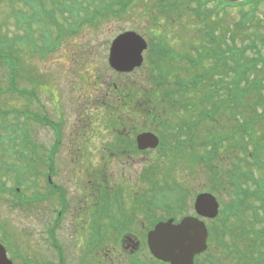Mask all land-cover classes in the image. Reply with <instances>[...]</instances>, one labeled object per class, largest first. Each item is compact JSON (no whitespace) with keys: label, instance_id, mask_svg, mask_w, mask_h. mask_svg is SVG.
I'll return each instance as SVG.
<instances>
[{"label":"rangeland","instance_id":"obj_1","mask_svg":"<svg viewBox=\"0 0 264 264\" xmlns=\"http://www.w3.org/2000/svg\"><path fill=\"white\" fill-rule=\"evenodd\" d=\"M78 2L80 4L77 7L82 11L77 13L76 9L71 11L68 0H0V35L5 37L6 41L19 39L7 56L10 58L9 53L14 49L24 64V71L15 77L16 89L28 94L23 98L15 90H11L9 70L17 67V63L15 61L10 64V59L4 61V54L0 59V112L8 114L9 111H14V115L13 113L5 115L4 122L0 117V124L7 127L8 134L16 126L15 129L18 130L16 141L22 136L25 139L22 143L27 149L22 151L37 157L40 161L36 166L38 178L33 180L32 176L27 175L26 182L34 183L31 186H21L22 193L19 190V196L12 193L13 187L16 186L13 173L0 175L5 184L3 191L0 192V243L4 245L13 264H37L38 259H47L44 256L43 230L50 219L47 221L49 215H45L44 210L50 212L52 208L50 200L55 202L57 196L49 193L46 188L48 184L44 172L48 170L46 165L49 162L46 163L45 157L42 156L43 150L57 149L51 163L55 174L52 182L56 187L62 188L66 196L75 200H78L79 181L76 157L85 150L86 143L83 145L82 142L86 140L91 141L86 148L90 150L91 164H101L102 167L98 166L95 170L101 177L108 179V188L117 190L113 198L160 200L164 210L167 208L177 214L176 223L179 222V217L192 214V203L200 193L212 194L222 203L221 208L231 198L230 190L223 189L224 184L217 189L221 178L215 180L218 183L214 185L215 191H212L207 171H203L205 169L202 166L193 162L194 155L190 154L192 151L194 153L199 151L206 156L204 147L208 136H204L202 138L204 140H196L197 135H203V128L183 132L186 122L182 124L181 121L190 123L188 121L190 118L184 117L187 112L180 110V106L170 109V103L168 105L160 103L169 107L162 115L167 126L153 129L155 135H158L156 138L162 142L158 141V149L145 154L136 151L133 140L135 136L133 137L131 129H123L125 134L123 138H119L122 128L121 131H115L110 123L109 115L114 109L111 105H115L117 97L123 94L126 96L130 89L149 92L154 88L149 81L148 73L154 56L163 44L168 45L176 54L189 53L191 42L199 46L205 44L208 41L207 37L211 36L206 34L211 33L212 39L216 38L217 41L229 44L238 65L256 61L255 69L250 70L245 79L247 83L254 82V86L259 89L254 88L253 91L247 92L243 100L247 103L254 101L250 106L252 112L242 113L247 120H256L255 122L259 123L257 131L264 130V0L260 1L258 9L252 13L250 7L212 11L205 18H210L209 23L213 24L216 35L214 38L213 32L202 28L200 20L205 19L203 18L205 12L202 9L201 12H195V2L188 7L185 5L187 2L181 0L176 2L135 0L120 17H114L111 13L105 16L101 11L92 10L97 3L86 4L83 0ZM63 3L65 9L61 8ZM206 8L209 12L212 5L209 4ZM86 10L92 11L84 18ZM247 15L251 18L248 27L241 24ZM127 32H133L147 42V50L143 53L144 62L132 73L116 74L107 64L109 48L118 35ZM26 43H33L37 50L33 51L32 46ZM38 115L58 127V142L53 134L57 131L56 127L52 126L51 130L47 126H41ZM140 121L146 124L143 127L149 124L146 118L138 119L135 124L136 132L140 131L138 127L142 125ZM3 127H0V136L6 135ZM89 132L98 134V138L93 140ZM259 138V144L264 145V135L261 134ZM30 142L33 144L30 145ZM7 143L6 140L4 147L0 146V156L6 149H10V143ZM221 148L225 149L222 150L224 153L230 152L224 146ZM252 148L255 149L254 146ZM77 149L79 153L76 155ZM206 152L209 151L206 149ZM234 153L236 156H242L239 146ZM233 156L234 154L225 157L227 164L221 166L226 168L228 163L234 160ZM88 158L89 156L84 157L86 161ZM14 159L13 155L9 154L3 158L5 165L15 164L17 161ZM243 168L254 172L248 165H244ZM91 169L94 170V166H91ZM257 173L254 172V177H261ZM249 177L248 180L254 181L252 176ZM225 182L226 180H223V183ZM166 186L171 190H167ZM107 187L103 185L100 187L101 191L104 192ZM93 193L95 200H99L97 192L93 190ZM33 194L36 197H33ZM106 197L111 199L110 192ZM27 199L37 201L28 206ZM18 200H24V205H20ZM40 200H48V204L43 205L44 202L40 203ZM260 207L261 204L258 203L256 209ZM164 210L151 214V217L154 215L155 218H163ZM144 212L140 210L133 213L137 221L133 224L136 230L138 227L141 228L139 221L144 219ZM112 215L117 213L109 211L101 217L100 223L108 225L107 217ZM217 216L213 223L206 224L210 231L208 249L198 258L196 264H212V261L216 264H235L232 255L222 247L224 243L234 244L239 248V252H245L243 249L246 244L241 240H230L229 237L221 238L220 235L213 234L218 226V219L221 218ZM71 217L72 215L67 216L62 229L57 232V238L65 251L63 264H78L80 258L82 259L81 254L86 250L81 247L87 243V237L77 234L73 223L72 226L69 225ZM175 222L173 220L172 223ZM247 223V220L244 221V225L249 226ZM147 227L148 224L141 228L142 234L138 235L142 242L145 241L143 233L146 234ZM230 227L237 230L238 225L235 223ZM238 229L246 232L244 228ZM94 239V244L98 239L99 242L103 241L106 250L115 248L104 256L103 244H96L101 253L95 254V262L100 261L103 264L126 262V258L123 260L122 250L115 243L119 236L95 235ZM75 244L77 246L80 244V247ZM138 255L139 259L147 257V253ZM55 260L53 257L50 262L57 264Z\"/></svg>","mask_w":264,"mask_h":264},{"label":"trees","instance_id":"obj_2","mask_svg":"<svg viewBox=\"0 0 264 264\" xmlns=\"http://www.w3.org/2000/svg\"><path fill=\"white\" fill-rule=\"evenodd\" d=\"M68 1L70 2L69 8L71 11L73 9H76L77 13L82 11V9L77 7L80 4L78 0ZM83 1L86 4L97 3L92 10H98L97 12L101 11L105 16L111 13L114 17H120V15L125 12V9L135 0ZM142 1L143 0H141V2ZM163 1L169 2L170 0ZM173 1L176 2V0ZM181 1H186L187 3H184H186L185 5H188V7L195 2L194 11L199 12L202 9L205 12L203 18L209 16L212 11H215L212 8L211 11L208 12L206 8L207 5H212V0ZM260 1L261 0L249 1L250 5H252L250 7L251 13L258 9L257 6ZM220 5H224L223 7H234L233 5L221 2ZM61 6V8L65 9L64 3L61 4ZM240 7L243 9L242 7H244V5H240L239 8ZM91 11L86 10L84 12V18ZM200 21L203 24L202 28L213 32L214 38L216 35H214L215 30H213V24L209 23L210 18L201 19ZM249 23H251V18L247 15L244 20L241 21V24L248 27L250 25ZM214 28H216V26H214ZM206 35L212 36L211 33ZM211 36H208V41L200 46L191 42L189 44L190 52L184 54H176L168 45L163 44V47L159 49L157 51L158 53L154 56V60L151 63L152 66L148 73L149 81L154 88L149 92H147V90H143L142 92H139V90H128L127 95L123 97V104L121 101H116L115 105H111L114 109L109 116H147L151 125L166 127L167 122L164 121L162 115L164 112H167L169 107L160 103H165L167 105L170 103V109L180 106V110L187 112L184 117L190 118L188 119L190 123L181 121L182 124L186 122V128L183 132H190L192 129L199 130L203 128V135H197L196 140L200 141L204 136H208L206 140L210 144L208 146L211 148L214 155H216L212 158L217 159L218 157L221 158L230 155L232 154L233 147L236 148L239 146L242 155L241 159L244 163L247 160H253L250 165L255 168L256 172H258L257 174L261 175V177L255 178L257 187L254 192V197L256 200H260L259 202L262 204L261 208H263L264 145L259 144V137L261 134L264 135V130L257 131V124L259 123H256V120H247L242 113L243 111L252 112L250 106L253 100H251L250 103L243 100V98L247 96V92H249V90L253 91L254 88L259 89L254 86V82L247 83L245 79L249 71L255 69L256 61L242 66L238 65L234 57V52L231 51L229 44H227V42L222 43V41H217L216 38L212 39ZM17 42H19V39L6 41L5 37L0 35V59H2V56L5 54L4 61L10 59V64L16 61L17 67H12L9 70L12 76H10L9 86L12 87L11 90H15L17 94L24 98L28 94L24 91H18L15 85V77L19 75L20 72L24 71V64L20 56L16 55L14 49L12 50L13 52L9 53L11 57L8 58L7 56V53L10 49L14 48ZM26 44L31 45L33 51L37 50L33 46V43ZM204 48L206 50H204ZM203 88L209 89V91H204ZM12 113L14 115V111H9L8 114L0 112V117L3 118L2 122H4L5 115H11ZM260 114L261 113L258 115L261 116ZM34 117H36V115H34ZM39 119V123H47L45 118L43 119L39 116ZM112 125L114 126L115 124L112 123ZM0 127L3 126L0 124ZM15 128L17 127L15 126ZM15 128L9 134L7 133V127L2 128L5 129L6 135L0 136V146L4 147V143H6L7 140L11 147L10 149H6V151H4L5 153L0 156V175L5 176V174L13 173L16 186L13 187L12 193L15 196H19L18 192L19 190L21 192V186H31L34 183V181L32 183L26 182L27 175L29 177L32 176L33 180L38 178L39 174L36 166L40 164V161L37 160V157H32L30 154H25L22 151L27 149L22 143L25 139L23 136L21 138L17 137L18 141H16L18 130ZM32 144L33 143L30 142V145ZM222 146L226 147L230 152L224 153L222 150L225 149L221 148ZM253 146L255 149L252 148ZM36 148L38 147L36 146ZM11 149L13 150L11 151ZM8 154L13 155V159L15 157L14 161H17L15 164L5 165L6 162L3 158L7 157ZM190 154L194 155L193 162L197 165H201L202 163L203 165L209 164V162L202 160L203 156H201L199 151L197 153L192 151ZM4 187V181L0 178V192L3 191L2 189ZM32 196L36 197L34 194ZM18 201L20 205H24V200ZM258 222L261 223V225L257 227L259 230L256 229L257 231L248 233L241 239V241L249 247L245 255H251L250 264H264V212Z\"/></svg>","mask_w":264,"mask_h":264},{"label":"flooded vegetation","instance_id":"obj_3","mask_svg":"<svg viewBox=\"0 0 264 264\" xmlns=\"http://www.w3.org/2000/svg\"><path fill=\"white\" fill-rule=\"evenodd\" d=\"M125 95L123 94L120 97H117L116 101H121L123 104V97ZM115 101V103H116ZM144 118L148 119V125L146 127H143L146 124H143L144 122H141L142 125H139L140 131L136 132L135 128L137 125L136 121L138 119H143ZM158 118V117H157ZM110 123L115 124L112 127L116 130H120L122 128V133L119 132V138H123V129H131L133 132V137H134V145L136 148V151L141 154H145L148 151H154L158 149V146L155 149H146V150H139L136 147V137L140 133H145L149 132L155 135L154 131H152L154 128L160 129L161 127H158L156 125H151V122H149L148 117H112L109 116ZM118 122V123H116ZM144 129H148L147 131ZM57 130L59 132V129L57 127ZM122 135V136H121ZM89 136L93 137V140H96L98 138V134L95 135L93 133L89 132ZM158 137V135H155ZM117 137V138H118ZM118 138V139H119ZM90 139V138H89ZM158 141L162 142L161 139L157 138ZM132 140V141H133ZM89 140H86L83 143L84 145V151L79 153V150L77 149V153L80 155L76 157L77 161V178H78V193H77V198L73 199L69 196L65 195V191L60 188L56 187L53 182L52 178H55V174L53 171V165H46V168L48 169L46 172H44L45 177H46V182L48 185H50V189L46 186L48 189V192L53 194H56L57 199L55 202L50 200L51 204V209L50 212H46L44 210L45 215H49L47 221L50 219V221L45 224L44 226V256L47 259H38L37 264H52L50 261L53 257H55V262L57 264H63L64 263V248L63 244L61 241L58 240L57 238V232L62 229L64 221L67 220V216L72 215V219L70 221V226H72L75 229V232L77 234H80L82 237H87V243H84V246L81 248L86 249L84 254H81L82 259L80 258L78 264H98L100 261L95 262V254L101 253L100 248L96 247V244H103L104 250L102 252L104 253V256H107L110 252H112L111 249H115L114 247H111L106 250L105 249V243L103 241L99 242V239L97 242H95V235H102L104 237H108L110 235H115L119 236V239L116 243L117 246L120 247L122 250L123 254V260L125 259L126 262L124 264H169V263H164L156 258H154L148 249L147 246V236L148 234L154 229V227L160 223L164 222L168 219H173L175 222V218L177 214L170 209L164 210L163 205L160 203V200H123V197H118L113 198L114 194L117 193V190H112L107 187L108 184V179L105 177H101L99 172L95 170L96 167L100 166L101 164H91L90 160V155L88 148L90 145ZM94 142V141H93ZM93 144V143H92ZM42 156L46 157V161L53 162L54 159L53 157L56 156L57 149L55 148H50L47 150L42 151ZM165 152V151H164ZM163 152V153H164ZM75 156V155H74ZM88 161L84 159V157H87ZM80 165V166H78ZM91 166H94V170L91 169ZM102 167V166H100ZM205 170L207 171L205 167L202 166ZM229 168V166H228ZM220 178V184H218L217 189L220 188V185L222 186L223 184L225 185L223 189H229V195L231 198L228 200L227 203H225L222 208L220 207L222 205L219 200H216V205H217V214L219 213L218 216H220L218 219V226L216 227L214 231V235H220L221 238L224 237H229L230 240H238L239 235L238 233L240 232V229H238L243 225V221L247 220V226L248 231L250 233H254V231L257 228L255 218H256V211L259 212L261 215L264 212V207L263 208H257L256 206L258 203H260V200H256L254 197V191H255V186L252 182H248L246 184V178L242 177V180H235L232 179L231 181L228 180V176H226L227 180L225 183H223V180H225V176L223 175V172L221 173ZM252 184V186H251ZM103 185H106L108 188L104 192L101 191V188ZM242 187V189H240ZM167 190H171L169 187L166 186ZM93 190L97 192V196L99 197V200H95ZM47 192V193H48ZM110 192L111 194V199L109 200L107 196V193ZM167 193H170L169 191H166ZM206 193V192H204ZM48 198V197H46ZM37 200H26L27 205H33V202ZM195 201V200H194ZM194 201L192 205V214L191 215H185L182 217H179V222L184 218V217H196L200 221H202L205 225L214 222L215 219L210 220L206 218H201L197 216V213L194 209ZM44 202L43 205L48 204V200H40V203ZM256 203V205H255ZM261 204V203H260ZM262 206V204H261ZM254 207V208H253ZM48 208V207H46ZM220 208L222 210H220ZM48 210V209H47ZM142 210L144 212L143 217L140 222L141 228L143 229L146 227V224H148V229L146 228V234L143 233L144 237V242H142L139 239L140 234H142V229L140 227L137 228V230L134 228V223L137 222L135 217H134V212L135 211H140ZM164 210V217L163 218H158V217H151V214L156 213L157 211ZM109 211H112L114 213H117V215H112L111 217H107L109 219V224L104 225L100 223L102 221L101 217L105 216L108 214ZM132 212V213H131ZM221 213V214H220ZM163 214V213H162ZM176 214V216H175ZM171 216V217H170ZM217 216V217H218ZM227 221H225V220ZM72 220L74 222H72ZM224 220V221H222ZM232 221L237 223L238 228L235 230L234 227H230L233 224ZM242 221V222H241ZM177 222V223H179ZM76 223V224H75ZM175 222V224H177ZM252 223V224H251ZM143 225V226H142ZM77 228V229H76ZM135 230V231H134ZM208 231V236H209V229L207 228ZM237 231V232H236ZM83 243H81L82 245ZM77 246V244H75ZM220 245V244H218ZM221 246V245H220ZM77 247H80V244H78ZM223 248H226L228 252L232 255V259L235 261V264H250L251 261V255H245V252H239V248L236 247L234 244H226L222 246ZM219 248V247H218ZM249 247L246 244V247L243 249L246 250ZM142 253L143 255L147 253V257L143 259H139V255ZM31 254H33L31 252ZM46 254V255H45ZM204 254V253H203ZM202 254V255H203ZM42 256V257H44ZM201 256V255H200ZM199 256V257H200ZM52 257V258H51ZM199 257H196L194 260L193 264L197 263V260ZM99 264H103V262H100ZM208 264V263H206ZM212 264H216L212 261Z\"/></svg>","mask_w":264,"mask_h":264},{"label":"water","instance_id":"obj_4","mask_svg":"<svg viewBox=\"0 0 264 264\" xmlns=\"http://www.w3.org/2000/svg\"><path fill=\"white\" fill-rule=\"evenodd\" d=\"M236 3L241 0H223ZM147 44L133 32L120 34L112 42L108 63L119 73H131L143 62L142 53ZM158 140L152 134H142L136 139L139 150L156 148ZM195 210L199 215L214 218L217 205L213 196L199 195L195 201ZM207 231L204 224L194 218H185L174 225L172 220L159 223L147 236V244L151 254L158 260L170 264H193L195 256L207 248ZM0 264H12L5 249L0 245Z\"/></svg>","mask_w":264,"mask_h":264}]
</instances>
